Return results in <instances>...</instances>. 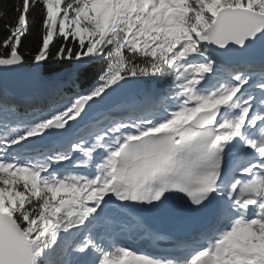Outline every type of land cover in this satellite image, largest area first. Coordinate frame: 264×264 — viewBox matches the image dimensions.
Returning <instances> with one entry per match:
<instances>
[{"label":"snow or ice","instance_id":"1","mask_svg":"<svg viewBox=\"0 0 264 264\" xmlns=\"http://www.w3.org/2000/svg\"><path fill=\"white\" fill-rule=\"evenodd\" d=\"M108 0L107 6L93 0H16L0 11V68L24 62L30 55L36 65L48 60L78 61L79 66L108 50L106 84L92 94L72 102L53 119L40 123L26 135L0 143V264H48L46 252L60 233L84 230L89 220L100 218L105 197L120 200L160 201L166 193H186L199 207L216 191L223 151L239 139L254 153L241 171L229 195L236 210L256 209L251 220L234 221L218 242L200 250L188 264H264V254L250 245L254 232L264 230V112L256 111L255 100L239 95L248 79L236 75L235 84L205 83L215 79L217 65L204 55L209 47H244L264 33V0ZM119 11H113V8ZM100 13V14H98ZM178 36V39H173ZM6 50V51H3ZM151 75L174 77L179 89L168 97V113L159 126L135 125L110 148L108 158L97 166L94 179L65 180L44 176L47 168L22 166L3 159L7 149L50 126L64 127L76 120L86 101L99 98L122 79ZM75 84V73L60 79L54 88L59 95ZM264 93V84L258 85ZM215 89V90H212ZM21 101L0 92V123L19 117ZM264 105V98L260 100ZM240 108L235 119L225 110ZM111 129L120 133L121 128ZM104 137L92 145L102 146ZM74 151H84L74 145ZM90 156V153H85ZM258 158V159H257ZM70 159L57 156L53 163ZM50 166V165H49ZM223 209L213 231L231 219ZM98 243L85 236L76 249L84 264H173L120 246L115 238L101 237ZM91 250V253H90Z\"/></svg>","mask_w":264,"mask_h":264},{"label":"water","instance_id":"2","mask_svg":"<svg viewBox=\"0 0 264 264\" xmlns=\"http://www.w3.org/2000/svg\"><path fill=\"white\" fill-rule=\"evenodd\" d=\"M211 57L221 65L236 66L244 64L264 63V33L255 41H248L244 47L229 45L226 49L209 47ZM129 79H122L121 83H127ZM0 86L12 95L18 97H32L42 89L41 73L30 70L24 62L7 69L0 68ZM115 88V85L113 86ZM137 91H129L128 97ZM93 114V113H92ZM82 125L81 127H83Z\"/></svg>","mask_w":264,"mask_h":264},{"label":"trees","instance_id":"3","mask_svg":"<svg viewBox=\"0 0 264 264\" xmlns=\"http://www.w3.org/2000/svg\"><path fill=\"white\" fill-rule=\"evenodd\" d=\"M16 2V0H0V11L5 10L8 6L12 3ZM6 36L5 31L0 28V40H3ZM6 51V50H3ZM2 54V53H0ZM24 64L34 70L38 71L41 70L42 78L41 81L43 85H46L53 81L56 76L66 71L67 69L71 68L72 66L79 64L78 61H53L48 60L41 65H36L32 61V57L30 55H26L24 59ZM109 68V60H108V50L104 51L102 56H98L92 59L91 62L85 63L79 68L76 69L75 73V81H77L80 85V88L83 91L88 90L93 85H95L99 79L106 76ZM73 73L66 74L64 79L71 76ZM137 78L143 82L155 80L159 83H162L166 88L171 85L170 77H160V76H151V75H140V76H130ZM68 87V86H67ZM0 92L5 93L8 96V92L0 87ZM19 115L24 114L25 111L23 109L18 108Z\"/></svg>","mask_w":264,"mask_h":264},{"label":"rangeland","instance_id":"4","mask_svg":"<svg viewBox=\"0 0 264 264\" xmlns=\"http://www.w3.org/2000/svg\"><path fill=\"white\" fill-rule=\"evenodd\" d=\"M121 1H122V4H125V5H128L129 7H131V4H128L126 0H121ZM107 4H108V2H107ZM112 10L113 11H119V8L116 7V8H113ZM176 37L177 36H173V39H175ZM101 82L102 83L100 85L97 84V86L93 89V91L94 90H98L100 87H103L106 84V80H103ZM55 85H56V83L54 82V83H51V84L45 86L43 88V90L41 91V93L39 92L40 94L35 93V95L33 96V99H34V97H36L37 94H38V96L54 95ZM149 90H150V88H149ZM46 93H48V94H46ZM78 96H80V95H78ZM140 96H144V94H141ZM151 96H152V93L147 94L148 99L151 98ZM144 97H146V96H144ZM35 100H36V98L34 99V101ZM23 101H25V100H23ZM73 101H74V98H72L70 100H64L63 102L58 103V105L50 106V107H48L45 110V112H42L41 115L37 112V114H35L32 117L31 116H27V117H25V119L18 120L17 122H14V123H1L0 124V141L3 143V142L11 141L13 139V134H11L10 130H13V133L15 131H17L18 133H15V135H20L22 133L28 132L30 129H34L40 123L47 122V120H43L42 119V117H44V116H46V117L48 116V117L53 119L54 115L56 113H57V115H59L60 114V110H62V109L66 110V107L67 106H71ZM139 101H141V99ZM35 102H37V100ZM49 104H52V103H49ZM132 105H135V103H133ZM136 105H137V103H136ZM30 137H33V136H30ZM74 145H77V144H74ZM0 186H2V185H0ZM2 200H3L2 197H0V210H2L3 207H4V205L2 203ZM260 241H264V232H261V231L260 232H255V237L251 236L249 243L250 242L258 243Z\"/></svg>","mask_w":264,"mask_h":264},{"label":"bare ground","instance_id":"5","mask_svg":"<svg viewBox=\"0 0 264 264\" xmlns=\"http://www.w3.org/2000/svg\"><path fill=\"white\" fill-rule=\"evenodd\" d=\"M149 88H150V86H147V87L145 88V90L143 91V93H142V94H144V96H146V97L142 96V99H141V101H142L143 103H145V104L148 103V97H147V94L152 93V96H153V91H150ZM152 96H151V97H152ZM149 99H151V98H149ZM135 106H137V105H136V104H135V105H132V108H135ZM62 110H64V109H62ZM138 111L141 112L140 110H138ZM60 113H61V110H60ZM128 116H129V113H126L125 115L121 116V117H120V122H124L125 120H127ZM94 137H95V136L91 135V136H89V137H84V138H82V139H84V140H88V139H92V138H94ZM92 142H94V140H92ZM44 155H45V152L42 150L41 152H38L37 158H40L43 162H45V161L52 162V161H53L52 158L49 159V160L45 159V158L43 157ZM33 156H34V155H33ZM28 160H30V159H28ZM252 237H255V233H252ZM259 243H262V242H259Z\"/></svg>","mask_w":264,"mask_h":264}]
</instances>
